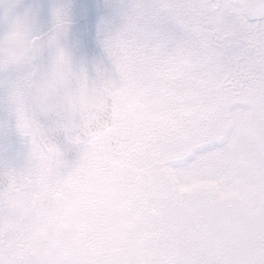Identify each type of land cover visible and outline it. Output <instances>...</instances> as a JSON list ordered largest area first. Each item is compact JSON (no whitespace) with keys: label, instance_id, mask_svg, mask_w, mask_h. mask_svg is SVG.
Returning <instances> with one entry per match:
<instances>
[{"label":"rangeland","instance_id":"374dc122","mask_svg":"<svg viewBox=\"0 0 264 264\" xmlns=\"http://www.w3.org/2000/svg\"><path fill=\"white\" fill-rule=\"evenodd\" d=\"M70 1H65V7L63 3V12L69 8ZM196 5V11L201 10L197 2ZM260 9L258 12H264V6ZM52 10L51 23L35 33L54 23L56 14L54 8ZM177 14L162 15L161 28L165 35L177 22ZM199 14L211 16L215 30L209 39L201 36L204 46L194 48V59L188 55V49L175 52L167 46L159 50L161 58H154V64L148 61L142 68L135 64L131 67L133 70L124 68L122 50L109 46L111 32L106 30L107 24L98 19L97 30L106 46L104 60L116 76L113 94L117 93V112L128 113L127 121L134 127L146 119L147 127L154 129H158L156 122L160 112L173 111L185 117L178 118L177 128L166 126L168 138L162 144L154 142L149 149L152 152L157 146L158 153L162 152L161 166L175 190L173 197L168 196L164 181L163 195L169 198L163 200L159 215L164 220L200 217L205 221L200 229L193 224L185 226L186 231L189 228L185 235L195 254H224V264H264V75L248 79L250 73H264V30L253 33L236 27L229 31L230 38V33L225 34L223 30L225 17L230 12H196V24ZM232 16L235 25L245 22L244 12H233ZM247 22L253 21L248 19ZM178 44L182 46L178 42L175 45ZM222 45L228 60L224 58ZM22 52L21 49V55ZM155 65L157 70L151 69ZM232 71L239 82L245 79V83L229 86L225 81L220 93L222 78ZM241 72L249 74L248 78ZM136 73L140 75L134 77ZM154 73L173 76L179 73L184 74L179 77L184 79L170 81V89L155 94ZM187 74L195 76L194 80H187ZM143 79L147 80L146 85L142 84ZM191 114L196 115L195 120L186 119ZM102 134L84 139L87 142L82 140L80 151L86 152ZM5 151L8 155L0 160V170H11L24 187H27L26 177L36 165L45 164V168L60 171L58 169L80 162L79 158L71 164L45 159L25 129H21L19 145ZM13 182L8 186L10 203L1 207L5 212L0 219V237L3 234L0 264H158L155 254L159 249L165 251L174 247L178 226L170 223L165 224L162 234L155 230L152 237L149 235L139 241L133 235L101 239L96 245L78 239H34L29 235L26 213L30 193L25 188L12 194ZM17 204L19 213L15 209ZM15 227H18V239ZM139 250L143 251L140 253L143 263L136 259ZM239 250L238 255L242 257L237 261L235 251ZM167 262L180 264L178 257L171 254ZM213 262L215 264L216 258L209 257L206 264Z\"/></svg>","mask_w":264,"mask_h":264},{"label":"flooded vegetation","instance_id":"af4514ba","mask_svg":"<svg viewBox=\"0 0 264 264\" xmlns=\"http://www.w3.org/2000/svg\"><path fill=\"white\" fill-rule=\"evenodd\" d=\"M65 1L0 0V160L8 155L5 149L10 147L11 150L19 145L21 129L26 131L22 103L35 68V63L29 52L30 42L35 36L45 32L56 23L74 21L72 7L74 0L70 1L69 8L63 12ZM100 1H107L112 6L109 9L110 12L101 14L99 19L102 23L107 24L106 30L111 32L109 46L116 50H122L126 63L125 69H131L135 64L142 68V65L147 64L148 61L154 64V58L158 56L159 59L161 58L159 50L167 46H169L168 49L175 50V52L181 48L188 49V55L194 59L195 47L190 46L187 40L179 37L193 35L202 39L201 36L205 35L209 39L215 30L214 25L211 24V16L207 14H199V23L196 24V12H230L231 15H226L224 20L225 34L230 33L229 31L236 27L240 29L244 27L253 33L264 30V12H258L261 10L260 6H264V0ZM196 2L201 10L196 11ZM41 4L48 6L44 10L43 18L40 16L39 6ZM250 4H252L251 7ZM152 5H171L172 7L168 8L167 12L178 13L177 22L166 35L161 28L162 14H155V12L161 11L152 8ZM29 8L32 10L30 14H22ZM53 8L56 14L54 23L35 33L40 27L51 23ZM233 12H244L246 14L245 22L238 24L239 26L235 25ZM248 19L253 22L248 23ZM152 28L159 29L161 37L171 34L177 39L171 43L163 39L152 40L148 37V32ZM226 40L228 39L226 38ZM177 42L182 43V46L175 45ZM202 46H204L203 42ZM21 49L24 50L22 55ZM120 51L118 52L120 53ZM222 51H224V58L228 60L223 45ZM173 63L175 64V62ZM176 63L178 62L176 61ZM157 68L155 65L151 69L157 70ZM235 74L234 72L228 73L222 78L220 93L223 92L225 81L229 82V86H232L233 83L238 86L245 83V79L239 82ZM241 74L245 73L241 72ZM110 75L113 84H115L116 76L114 77V73L111 71ZM138 75L140 74L136 73L134 77H138ZM171 75L158 73L153 76L152 79L156 80L157 86L154 90L155 94L165 93L170 89V81L184 79L179 78L184 74ZM187 75V80H194L195 76ZM261 75L264 73H250L248 79H252L254 76L255 79H259ZM146 81L143 79L142 84L146 85ZM116 94H113L112 124L97 138V142L85 149L86 152L82 153L80 150L82 149V140L85 142L88 140L79 139L76 141L78 154L73 159L63 160L40 154L47 160L62 163H70L79 158V163L58 169L60 171L45 168V164L36 165L25 179L27 187L19 185L21 180H17L18 175L15 177L11 170L10 172L0 170V173L7 175L5 187L0 181V196L7 199L5 203L0 204V219L5 212L1 207L7 206L11 199L8 186L15 180L12 194L25 190V188H28L30 193L26 213L29 235L34 239L45 240L54 237L78 239L82 242H93L96 245L97 241L101 239L126 238L133 235L135 240L139 241L149 238V235L152 237L155 230L162 234L165 224L170 223L178 226L173 242L174 247L165 251L159 249L155 254L158 264H168L167 259L170 254L175 258L178 257L180 264H206L209 257H213V260L216 258L215 264H224L223 260L226 258L224 254L208 256L202 253L195 254L192 250V244L185 235L189 228L186 231L185 226L190 227L193 224L196 225L195 228L200 229V225L205 222L202 218L178 217L171 220L165 218L164 220L159 215L163 200L169 198L168 196L173 197L175 190L172 189L170 177L161 166L162 152L158 153L157 146L153 149L154 152L149 149L154 142L162 144L168 138L165 135V131L169 130L165 128L166 126L171 125L177 128L178 118L185 117L178 113L174 114L173 111L160 112L156 122L158 129L148 128L146 119L138 122L139 124H135L137 127H134L127 121L130 118L128 113L119 114L117 112ZM189 118L195 120L196 115L191 114L190 117H186V119ZM70 137L75 136L70 134ZM164 181L166 182L165 187L168 189V196L163 195ZM18 208L17 204L15 209L19 213ZM183 220L185 221L183 222ZM17 230L18 227H15L16 239L19 238ZM2 235L1 233V237ZM137 252L139 253L136 256L137 262L143 263L140 255V253L143 254V251ZM235 252L238 261L239 257H242L238 255L241 251Z\"/></svg>","mask_w":264,"mask_h":264},{"label":"water","instance_id":"95a60500","mask_svg":"<svg viewBox=\"0 0 264 264\" xmlns=\"http://www.w3.org/2000/svg\"><path fill=\"white\" fill-rule=\"evenodd\" d=\"M111 9L107 1H100ZM74 22L57 24L30 45L36 69L24 102L28 132L38 150L52 158L70 159L78 152L68 132L88 139L112 123V81L102 61L84 63L68 46ZM58 51H57V50ZM3 187L7 176L0 173ZM7 199L0 196V204Z\"/></svg>","mask_w":264,"mask_h":264},{"label":"snow or ice","instance_id":"6c2138e0","mask_svg":"<svg viewBox=\"0 0 264 264\" xmlns=\"http://www.w3.org/2000/svg\"><path fill=\"white\" fill-rule=\"evenodd\" d=\"M40 16L43 18L44 10L48 7L46 4L40 6ZM74 9V23L72 25L68 46L72 55L81 62L87 63L89 59L93 61H102L105 56L106 46L100 40V33L97 30V21L101 14H108L110 10L100 3V0H74L72 5ZM154 9L160 10L162 15L166 14L171 5H152ZM180 7V6H177ZM31 8L26 9L22 14H30ZM148 37L152 40L163 39L166 42H174L177 37L169 34L166 37L160 36V30L152 28L148 32ZM185 39L190 46L200 48L202 39L193 35H183L179 37Z\"/></svg>","mask_w":264,"mask_h":264},{"label":"bare ground","instance_id":"6f19581e","mask_svg":"<svg viewBox=\"0 0 264 264\" xmlns=\"http://www.w3.org/2000/svg\"><path fill=\"white\" fill-rule=\"evenodd\" d=\"M57 50V49H56ZM58 51V50H57Z\"/></svg>","mask_w":264,"mask_h":264}]
</instances>
